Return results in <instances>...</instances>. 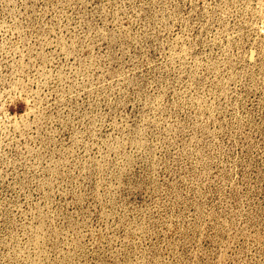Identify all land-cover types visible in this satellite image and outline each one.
I'll return each instance as SVG.
<instances>
[{"label": "rangeland", "instance_id": "374dc122", "mask_svg": "<svg viewBox=\"0 0 264 264\" xmlns=\"http://www.w3.org/2000/svg\"><path fill=\"white\" fill-rule=\"evenodd\" d=\"M0 264H264V0H0Z\"/></svg>", "mask_w": 264, "mask_h": 264}]
</instances>
